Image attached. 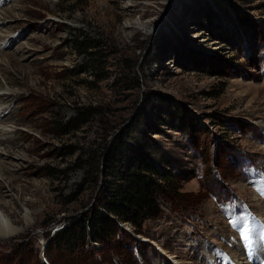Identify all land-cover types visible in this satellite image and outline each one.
I'll list each match as a JSON object with an SVG mask.
<instances>
[{"label":"rangeland","instance_id":"rangeland-1","mask_svg":"<svg viewBox=\"0 0 264 264\" xmlns=\"http://www.w3.org/2000/svg\"><path fill=\"white\" fill-rule=\"evenodd\" d=\"M11 6L18 17L1 24L0 50L13 94L0 99V129L27 152L21 169L0 176L4 213L21 232L0 238V264H236L245 225L256 253L264 0L0 2ZM117 133L158 168L159 214L139 229L117 223L106 242L52 241L112 185L101 160L90 171V155Z\"/></svg>","mask_w":264,"mask_h":264},{"label":"trees","instance_id":"trees-1","mask_svg":"<svg viewBox=\"0 0 264 264\" xmlns=\"http://www.w3.org/2000/svg\"><path fill=\"white\" fill-rule=\"evenodd\" d=\"M86 121V118L78 119L73 124L74 128ZM90 159L92 161L89 168L93 174L97 173L98 162L101 160L104 169H111L115 178L90 208L89 218L52 236V241L60 242L72 250L82 248L88 240L106 242L114 234V230L119 228L117 223L125 221L139 229L145 218L159 214L153 196L162 187L157 179L158 168L137 150L129 147L123 133L115 134L113 141L108 146L103 145L100 151L94 150ZM205 171V178L214 175L209 168ZM211 182L213 179H209L206 185ZM119 235L116 232V240H119Z\"/></svg>","mask_w":264,"mask_h":264},{"label":"bare ground","instance_id":"bare-ground-1","mask_svg":"<svg viewBox=\"0 0 264 264\" xmlns=\"http://www.w3.org/2000/svg\"><path fill=\"white\" fill-rule=\"evenodd\" d=\"M7 1L8 0H0V2H3L4 4ZM11 8H14V7L11 6L8 9L0 10V26H1L2 23L5 22L6 18L11 16L10 13L8 12V11L11 10ZM11 17H18V16L13 15ZM7 30L8 29H5V32H3L2 30H1L2 32L0 31L1 33H6L5 36H2V34H0V48H1L2 45L4 46L5 37H7V34H8ZM1 57H3V59ZM2 61H4L6 63L5 64L6 66L2 63ZM9 63H10V59L7 56V54H3L2 50H0V78L4 82V84L0 83V99L5 98V95L7 93H8V95L13 94V93H10V92L6 91V88H5V86H9L13 82V79H11L9 77L10 74L8 73V70H6L7 69V65H9ZM2 65H4L5 68L1 67ZM0 105H2V104H0ZM4 110H5V107H0V118L2 116H5L6 112L3 113ZM9 135H11V131L10 130H6L4 128L0 129V146L2 145L4 147L3 149L0 148V176L2 178L4 177L5 174H7V173L10 174L11 172H15L18 169H21V167H23L22 163H21V160L25 159L26 156L22 152H27L25 149L21 148L19 145H15L12 142L11 138L9 137ZM10 167H12L13 170H10ZM4 205L5 204L0 202V238H5V237L7 238V237L17 236L21 232H18L17 230H15L13 228L12 223L8 219L9 217H7L5 215V213H4L5 212L4 211ZM258 249H256V253L259 254V252L257 251ZM231 250H236V249H231ZM237 253H238V255L234 254V256H240L241 255L240 251H237ZM246 257L247 256L245 255V252H244L243 261H241L239 263L236 262V264H250L246 260ZM263 264H264V262H263Z\"/></svg>","mask_w":264,"mask_h":264},{"label":"snow or ice","instance_id":"snow-or-ice-1","mask_svg":"<svg viewBox=\"0 0 264 264\" xmlns=\"http://www.w3.org/2000/svg\"><path fill=\"white\" fill-rule=\"evenodd\" d=\"M242 240L244 242V245L246 248H251L252 246V241L249 236V229L247 225L244 226L243 231H242Z\"/></svg>","mask_w":264,"mask_h":264},{"label":"water","instance_id":"water-1","mask_svg":"<svg viewBox=\"0 0 264 264\" xmlns=\"http://www.w3.org/2000/svg\"><path fill=\"white\" fill-rule=\"evenodd\" d=\"M118 226L122 228L121 224H118Z\"/></svg>","mask_w":264,"mask_h":264}]
</instances>
